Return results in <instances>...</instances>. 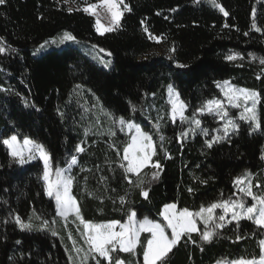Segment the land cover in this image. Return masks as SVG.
<instances>
[{"label":"trees","instance_id":"16d2710c","mask_svg":"<svg viewBox=\"0 0 264 264\" xmlns=\"http://www.w3.org/2000/svg\"><path fill=\"white\" fill-rule=\"evenodd\" d=\"M124 3L131 11H124L120 27L103 35L96 32L92 16L75 10L86 6L85 0H5L0 5V46L5 48L0 53V264H84L71 249L73 241L85 248L82 228L72 216L56 215L39 160L20 166L9 156L1 140L12 135L43 145L54 167L69 169L71 194L83 219L92 223L124 222L132 211L137 218L158 219L168 204L195 212L212 202L236 199L235 181L245 173L251 174L253 191L264 194V0H216L227 16L208 0ZM65 32L110 53V67L68 45L31 54ZM230 54L243 59L229 61ZM178 63L187 67L178 68ZM223 81L259 94L261 128L252 131L250 122L238 121L237 132L209 148L206 141L216 122L196 110L220 98L218 82ZM169 85L187 106L185 116L201 120L187 138L180 133L190 123H173L168 116ZM120 118L139 123L151 135L152 160L159 169L146 167L137 177L120 167L127 166L122 156L130 139L116 126ZM73 157L77 164L70 166ZM154 172H159L157 179ZM139 181L149 192L147 199L136 186ZM16 217L33 230H21ZM43 220L48 221L46 230H41ZM200 232L182 237L165 264H215L261 255L258 241L264 239V229L249 220H241L239 227L235 221L226 223L211 243L202 242ZM147 239L140 236L134 254L113 255L126 264H142ZM87 255V264H96L93 253Z\"/></svg>","mask_w":264,"mask_h":264},{"label":"snow or ice","instance_id":"6c2138e0","mask_svg":"<svg viewBox=\"0 0 264 264\" xmlns=\"http://www.w3.org/2000/svg\"><path fill=\"white\" fill-rule=\"evenodd\" d=\"M65 3H69V0H64ZM75 2V0H72ZM198 3L199 0H196ZM213 6L218 7L225 16L228 13L224 10L222 6L216 3V0H210ZM5 0H0V5H3ZM86 6L82 9L78 6L75 10H82L88 15L94 16L95 19V29L100 34L103 35L106 32H111L120 27V21L123 16L124 11H131V8L124 3V0H98L97 3H88L85 0ZM123 5V10L121 9ZM98 9L106 10L111 16V22L108 26L101 23ZM69 12L73 11L72 8L68 9ZM227 26V25H225ZM256 28V25L253 24ZM259 31L260 29H256ZM145 28V32H147ZM150 39L158 38L152 37L149 33ZM75 37L69 33L65 32L57 40L51 41L52 44H64L67 41H75ZM45 45H41V48ZM174 50V49H173ZM103 51V49H101ZM5 48L0 46V53H4ZM110 55V53H109ZM229 61H235L237 59H243L239 54H230L226 57ZM255 59V57H253ZM105 67L111 63L110 61L104 62ZM260 63L264 65V59L260 60ZM178 68H185L187 65L177 64ZM259 78V77H258ZM218 86L219 82H218ZM81 87L77 85V88ZM223 94L227 99L231 107H240L239 101L243 99L245 101L244 111L240 114L239 119L250 122L252 131H256L261 128V123L259 117L256 113V104L259 102V94L251 89L235 88L231 85L229 81H223ZM169 93V103L171 104V119L175 123L177 116L181 123L188 122L194 127H190L186 131L180 133V138H187L189 133H194L195 129L201 127V120L196 118L194 114L191 119L184 115L187 106L184 102L180 101L179 93H176L171 85L168 87ZM251 101V105L248 106L247 101ZM27 100L25 104L27 105ZM135 111V108H133ZM200 115L210 114L219 116V118L224 123L223 135L213 137L211 140L206 141L207 146L211 148L214 143L220 142L229 137L230 133L237 132L239 130V124H237L233 119L230 118L229 112L224 108L223 102L220 100H208L199 109L196 110ZM105 115L111 116L110 113H105ZM121 126L126 124L129 131L134 129V135L131 136V142L128 143L123 148L122 159L127 161V166L122 163L120 167L125 168L126 173H133L139 177L146 167H153L159 169L161 165L159 162H153L152 157L156 154L155 147L153 145L152 137L147 133L143 132L140 127L132 124L131 122H126L123 118L118 120ZM155 127L159 130L160 124L157 122ZM202 132L207 135V130L202 129ZM112 135H115L113 132ZM164 137L161 136V140ZM2 143L9 149V154L16 159L20 164H24L33 159H40L44 163V173L43 180L45 182V192L50 198H54L56 204V215L67 219L72 213H75V218L79 220L80 224L83 225L84 232L83 238L86 244L89 246L91 259L96 262V264H101V260L107 261L108 264H126L118 255L114 256V253L123 252L134 254L137 245L140 243V234L142 232L150 233V238L147 239L146 247L143 252V264H165L166 257L173 248L180 242L181 238L188 236L191 239V234L200 232L198 228V221L203 223L204 230L200 232V240L204 243H211L213 238L217 236L218 230L222 229L226 223L230 224L233 221L236 222L237 227H239V222L241 220L247 219L254 223L258 228L264 229V194H257L253 191V185L251 180L248 179L251 174L245 173L244 177H238L235 181L238 185V191L241 193L240 197L236 199H226L219 200L210 203L207 207L201 206L196 212H191L187 208L177 211L176 204L166 205L163 212V220L166 225L161 223H156L147 218L138 221L136 219L137 213L132 211L128 216L126 223H121L120 221H111L108 223H92L85 221L80 214V208L76 199L71 194V188L74 178L70 175H65L69 169L56 168L53 179V170L51 165V157L45 147L29 138H24L22 144L18 140L16 135H12L9 138L3 139ZM78 152H83L84 149L81 147L77 148ZM119 155V152H118ZM170 158V157H169ZM264 159V155L261 156ZM77 164L76 157H73L70 162L71 165ZM159 177V172H154L152 174L153 179ZM248 180L245 183V180ZM133 183V181H129ZM143 181L136 182V186L141 189V195L147 199L149 192L142 187ZM255 187H260L256 184ZM191 192L192 189H189ZM243 197H250L254 203L251 206H246V202ZM124 202L123 197H121V203ZM217 209L221 212L218 214ZM230 215V219H228ZM16 222L20 225L22 229L32 230L33 226L31 223H24L20 217H16ZM119 227V231H117ZM48 228V221H42L41 230H46ZM166 228L171 230V236L166 233ZM56 235V232H52ZM71 239V236L69 237ZM242 236H237V240L242 239ZM196 243V241H192ZM75 243V242H74ZM258 244L261 249V255L259 258H244L240 257L236 260L217 261V264H264V239H260ZM201 250H203L201 246ZM80 252L81 249H76ZM97 257L101 259H97ZM88 255L86 254L83 258L84 264H87Z\"/></svg>","mask_w":264,"mask_h":264},{"label":"rangeland","instance_id":"374dc122","mask_svg":"<svg viewBox=\"0 0 264 264\" xmlns=\"http://www.w3.org/2000/svg\"><path fill=\"white\" fill-rule=\"evenodd\" d=\"M208 1L210 2V0H208ZM96 3H97V2H96ZM210 3H211V2H210ZM83 7H84V6H83ZM83 7H81V9H82ZM68 8H72V9H73L74 6L68 4ZM216 8H217L218 10H220L218 7H216ZM121 9H122V6H121ZM97 11H98V13H99L101 23H102L103 25H105V26H108V25L110 24V22H111V16H110V14H109L106 10H104V9H98ZM90 16H92V15H90ZM92 17L94 18V20L96 19L94 16H92ZM95 30H96V29H95ZM96 32H97V31H96ZM97 33H98V32H97ZM106 33H107V32H106ZM98 34H99V33H98ZM62 35H63V33H61V34H59V35H57V36H54V37H52V38H49V39L45 40V41H44L43 43H41L39 46H37V47H35L34 49H32L31 54H32L33 56H38V55L42 54L43 52L48 51V50L51 49V48H53V49H58V48H60V47H62V46H66V45H68V46H71V47H73V48L78 49L81 53H83V55H85L86 57L90 58L94 63H97L99 66L104 67V68H108V67H110L111 63L108 65V67H105L104 63H101V61H104V62H108V61H110V58L106 60V57H109L108 53L105 52L104 50L101 51V49H98V48H96V47H94V46H92V45H90V44H87V43H84V42L78 41V40H76V39H75V41H67V42H65L64 44H52V43H51V41H53V40H57V39H58L59 37H61ZM41 45H45V47L41 48ZM110 62H111V61H110ZM219 85H220V86H218V89H219V91H220V98L217 99V100H220V101L223 102L224 108L229 112V116H230L231 119H233L236 123H237L238 121H243V120H240V119H239V116H240V114L244 111L245 101H244L243 99H241V100L239 101V103H240V107H231V106L229 105L227 99L225 98L224 94H223V91H222L223 83H220ZM168 87H169V86H168ZM168 87L166 88V96H167V102H168V105H169V115H168V116H169V118L171 119V104L169 103V99H170V97H169V93H168ZM235 88H236V87H235ZM238 89H239V88H238ZM175 92H176V91H175ZM176 93H177V92H176ZM180 101H181V100H180ZM247 104H248V106H250V105H251V101H250V100L247 101ZM185 113H186V111L184 112V115H185ZM196 114L200 115V114L197 113V112H196ZM206 115H210V114H207V113H206ZM210 116H213V117H214V120H215V122H216V128H215V130H214V132H213L212 138H213V137H216V136H219V135H223V131H222V130H223V128H224V123H225V121L221 120V119L219 118V116H215V115H210ZM118 120H119V119H118ZM118 120H116V126L119 128V131H122V132L125 133L126 135H129V137H130V139H129V143H130V142H131V136L134 135V129H133L132 131H129L128 128H127V126H126V124H125L124 126H121V125L118 123ZM171 120H172V119H171ZM176 121L181 122L180 119H179V116H177ZM245 122H246V121H245ZM131 123L134 124V125H136V126H138V127H140L141 130H142L143 132H145V133H147L148 135H150L148 132H146V131L142 128V126H141L139 123H136V122H131ZM190 127H194V125H190V124H188V126H186L185 128H183V131L188 130ZM152 128L156 131V127H155V126L152 125ZM196 130H197V129H195V132H196ZM195 132H194V133H195ZM194 133H189V136L192 135V134H194ZM150 136H151V135H150ZM10 137H11V136H10ZM8 138H9V137H8ZM212 138H211V139H212ZM5 139H6V138H5ZM2 140H3V139H2ZM2 140H1V143H2ZM18 140H19V139H18ZM23 140H24V138L21 139V140H19V141L21 142V144H22ZM152 141H153V140H152ZM2 145L7 149L8 154H9V149H8L3 143H2ZM153 145H154V143H153ZM9 156H10L12 159H14L10 154H9ZM14 160H15V161L18 163V165H20V166H25V165H28V164H30V163H34L36 160H39V161L42 163V165H43V173H44V163H43L42 160H40V159H38V158H37V159L30 160L29 162L24 163V164H20L16 159H14ZM125 163H126V165H127V161H125ZM51 165H52V170H53V177H52V178L54 179V178H55V176H54L55 169H56V168H60V167H54L53 164H52V162H51ZM60 169L63 170V169H67V168H60ZM131 174H133V173H131ZM65 175H69V174H68V171L65 173ZM241 177H244V176H241ZM42 179H43V177H42ZM43 182H44V180H43ZM247 182H248V180L246 179V180H245V183H247ZM235 184H236V183H235ZM44 185H45V182H44ZM238 187H239V186L236 185V190H237L236 198L241 196V193L238 191ZM45 194H46V192H45ZM46 196H47L48 198H50L47 194H46ZM50 199H52V201H53V203H54V206H55V212H56V204H55V200H54V198H50ZM243 199H244L245 202H246V206H251V205L254 203V201H252V199H251L250 197H243ZM168 205H170V204H168ZM164 208H165V206L162 208L161 213H160L158 219H151V218L146 217V216H144V217H142V218H137V217H136V219H137L138 221H140V220H143V219L147 218V219L152 220V221H154V222H156V223H161L162 225H166V222L163 220V216H162V212H163ZM177 211H179V210L177 209ZM216 211H217L218 214L221 212L220 209H217ZM195 212H196V211H195ZM57 216H58V215H57ZM69 216H72V217L76 220L77 224L82 228L81 238H82V240L84 241L85 248H77V245H76V244L74 243V241H73L72 244H71V249H72V251H73L74 256L76 255V256H75V260H77V261H79V262H83V261H84V260H83L84 256H85L88 252H90V251H89V246L86 244L85 239L83 238V235H82L83 232H84V228H83V225L80 224L79 220H77V219L75 218V213H72V214H70ZM58 217H60V216H58ZM61 218H62V217H61ZM228 219H230V215H229ZM127 220H128V218H127L124 222H121V223H126ZM244 220H247V219H244ZM104 223H108V222H104ZM17 224H18V223H17ZM199 225H201V226L204 228L203 223H201L200 221H198V226H199ZM18 226H19V228H20L21 230H27V229H22V228L20 227L19 224H18ZM32 230H33V228H32ZM116 230L119 231V227H117ZM166 233L169 235V237L171 236V230H170V229H167V228H166ZM142 234H146V235H148V238H150V233L142 232V233L140 234V236H141ZM137 246H138V245H137ZM145 247H146V245H145ZM76 249H81V251H80V252H77ZM70 262H71V261H70ZM142 264H143V255H142ZM215 264H217V263H215Z\"/></svg>","mask_w":264,"mask_h":264}]
</instances>
